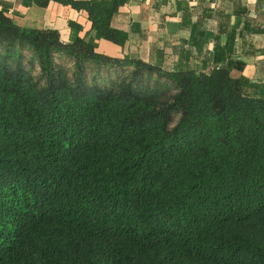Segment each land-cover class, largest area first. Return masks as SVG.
<instances>
[{"label": "trees", "instance_id": "16d2710c", "mask_svg": "<svg viewBox=\"0 0 264 264\" xmlns=\"http://www.w3.org/2000/svg\"><path fill=\"white\" fill-rule=\"evenodd\" d=\"M53 1L123 44L120 0ZM208 60L113 56L0 10V264H264V87Z\"/></svg>", "mask_w": 264, "mask_h": 264}, {"label": "crops", "instance_id": "0c3cea01", "mask_svg": "<svg viewBox=\"0 0 264 264\" xmlns=\"http://www.w3.org/2000/svg\"><path fill=\"white\" fill-rule=\"evenodd\" d=\"M0 10L19 25L55 29L63 41L80 36L102 53L170 67L201 65L220 50V63L240 66L231 75L264 87V0H120L110 25L125 32L121 46L99 37L85 12L68 4L48 0L41 7L33 0H0Z\"/></svg>", "mask_w": 264, "mask_h": 264}]
</instances>
